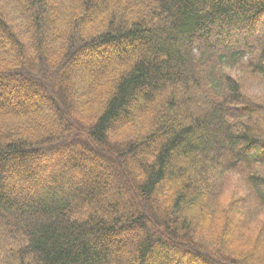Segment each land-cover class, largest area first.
<instances>
[{
  "label": "trees",
  "instance_id": "16d2710c",
  "mask_svg": "<svg viewBox=\"0 0 264 264\" xmlns=\"http://www.w3.org/2000/svg\"><path fill=\"white\" fill-rule=\"evenodd\" d=\"M0 32V88L53 108L0 109V264H264V0H0Z\"/></svg>",
  "mask_w": 264,
  "mask_h": 264
},
{
  "label": "rangeland",
  "instance_id": "374dc122",
  "mask_svg": "<svg viewBox=\"0 0 264 264\" xmlns=\"http://www.w3.org/2000/svg\"><path fill=\"white\" fill-rule=\"evenodd\" d=\"M262 20V19H261ZM244 38H246L248 36V34L246 32H242ZM239 35V34H238ZM242 36V35H241ZM249 38V37H247ZM0 41H3L5 44H8V40L5 38V36L0 32ZM113 52H107L105 54L106 56H109L110 58L112 57ZM105 57L103 55H98V54H81V55H77L74 59V64L69 68V76L73 77V75L75 74V72L77 71L76 68L80 67L79 71H82L85 67L91 66V69H89V71L92 74H99L102 72V68H101V64L102 65H106L108 66L110 63L109 61H107L105 59ZM101 63V64H100ZM85 66V67H84ZM242 70H244V68L240 67H235V68H227V71L232 74L235 77H239L241 76V74H243ZM12 79H6V80H1V84H3V86L0 88V91H5L7 92V97L5 99L6 104L5 105H0V109L3 108H8L9 106H11L12 104H21V106L25 103H28V101H31L32 103H34L33 106L38 107L39 105H41L44 109L49 110L51 112H53V108L51 106V104L48 102V100L46 98H44L42 95H40L39 93H35L33 94L31 100L27 101V96L25 94H23L22 92H16L15 90V83H13L15 80L14 77H11ZM93 78V76H92ZM14 80V81H12ZM246 88L249 90L248 92L250 94H252V92H259L261 91V89L264 91V83L260 84V83H250L246 86ZM2 96V95H1ZM0 96V98H1ZM77 151L78 150H70V148L65 147L63 149V151L61 153H56L53 154L51 157L50 156H46L48 155L47 153L43 154V155H38L37 160H40L42 163V166L44 168H47L49 166H53V167H59L62 164H64L66 162V160L71 159L72 157H76L77 156ZM90 153V152H89ZM90 156V155H89ZM85 161V160H84ZM91 163L89 162L88 164V171H84L83 173L78 172L79 176H86L87 178H90V176H92V174L94 175L95 173H97V169L95 166V161L93 159L90 160ZM25 172V171H24ZM89 173H91L89 175ZM236 182H239V177H235L234 178ZM235 187V186H234ZM235 191V193H240V188L239 190H233V188L229 191ZM129 194L127 193L126 196L124 197L125 200L129 199ZM138 232L135 231L134 233H130V232H124L123 234H121V236H119V239L121 240L120 242H125L126 241V245L124 246V251H127L128 248L133 247V245L135 244V242L138 239ZM129 241V242H127Z\"/></svg>",
  "mask_w": 264,
  "mask_h": 264
}]
</instances>
